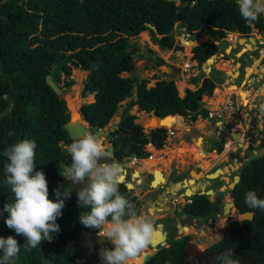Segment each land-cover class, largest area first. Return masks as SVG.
<instances>
[{
    "label": "trees",
    "instance_id": "trees-1",
    "mask_svg": "<svg viewBox=\"0 0 264 264\" xmlns=\"http://www.w3.org/2000/svg\"><path fill=\"white\" fill-rule=\"evenodd\" d=\"M0 11V113L12 106L0 117V209L12 199L10 188L4 184L7 159L3 152L18 139L27 137L36 141V170L46 174L49 198L56 199L55 191L60 187L71 188V181L65 180L59 167L61 163H70L65 145L73 138L64 127L70 112L66 99L47 83V74L59 84L63 81L68 88L75 82L71 77L74 66L88 69L92 60L100 58L82 90V96L94 93V100L81 104L80 111L90 127L97 130L108 125L121 101L129 98L118 126L110 133L112 156L119 162L141 158L145 165L166 143L168 130L165 126H155L146 131L136 121V113L131 112L133 106L159 116L174 114L165 119L207 117L208 108L203 105L202 97L213 94L217 79L211 73L204 75L201 84L186 87L185 94L180 95L176 79L171 76L158 78L154 85L148 86V78L138 74L123 75L136 69L130 37L148 29L154 43L161 48L178 50L182 45L174 34L175 25L197 34L207 25L208 32L218 33L221 38L228 31L248 34L253 27L264 32V15L252 24L247 23L239 14L235 0H180L179 3L173 0H6ZM148 23L156 25L157 30ZM229 39L233 40V35ZM201 40L195 39L194 43ZM222 51L220 43L207 40L192 47L191 58L203 64ZM157 58L164 61L160 56ZM219 100L218 97L212 105L216 106ZM143 117L141 115L139 120ZM9 131L14 135L9 136ZM213 148L221 151L224 140L215 141L207 149ZM263 176L261 157L242 166L236 186L241 210L250 209L244 199L249 190L264 199ZM120 191L133 200L138 210L139 200L134 189L121 181ZM251 210L253 218L243 224L233 221L219 245L223 249L236 248L249 256L246 259L233 252L240 264H264V211ZM82 211L77 204V194L72 190L56 221L60 231L53 233L51 241L44 240L32 250H25V238L7 227V212L0 215V235L14 236L21 244L20 253L14 258L16 264H45L48 261L43 253L56 264H72L76 256L71 242L74 232L97 230L80 222ZM190 211L192 215H202L207 214L208 208L196 201ZM181 247L175 242L147 264L168 263L165 256L169 251L175 257L171 258V264H178ZM214 260L204 264H214Z\"/></svg>",
    "mask_w": 264,
    "mask_h": 264
},
{
    "label": "flooded vegetation",
    "instance_id": "flooded-vegetation-1",
    "mask_svg": "<svg viewBox=\"0 0 264 264\" xmlns=\"http://www.w3.org/2000/svg\"><path fill=\"white\" fill-rule=\"evenodd\" d=\"M254 28L260 31L257 27ZM262 33L263 39L255 36L256 42H251L249 40L252 34H244L248 38V41H245L248 42V47L244 49L245 44H242L234 53L235 58L233 62L235 64L239 63L237 65L238 68H234L231 72L234 77H232L231 74H227L223 69L220 70L223 71L224 75L218 74L215 77L216 79L222 78V82H224L226 76H229L232 78L229 85L235 84L239 87V90L242 88L249 94L243 93L242 91L238 92L241 95V99L242 97L248 98L246 107H244L240 104V101L238 103V99L240 98H237V92L233 90L230 96L227 97V99L229 98L231 100L232 105L230 107L231 110H229L226 115L230 114L234 116V118L229 120L225 117L223 120V136H221V132L217 134L215 131L216 141H225V137H230L232 131L227 133L224 127L230 128L229 125H232V128L241 123V126L237 128V130L241 132V135L232 150L219 156L224 148L221 151L213 148L212 150L216 149L217 158L211 162L209 169L202 174L201 162H199L200 166L196 167L194 171L192 165L193 161L185 159L186 161H184V164H177L175 162L176 158H174L170 162L168 170L162 169L165 178L164 181H162L160 177L159 167L151 168L152 172L146 169L140 172L136 169L131 170L128 165L125 167V179H130L134 184L133 189L139 200V209L137 212L145 211V213H150L155 217L156 221V231L152 236L155 238L154 244L151 242L148 249L136 257L133 264H147L157 254H161L163 249L171 247L175 242H179L180 245H182L178 264H204L206 263L204 260L200 261L193 255V252L190 250L187 251L189 246H195V251L196 248L200 247L207 253H218L219 255L220 252L228 249H223V247L219 245L220 241L224 238L226 229L233 221L237 220L240 224H243L244 221L247 220L244 219L243 222H241V217L237 218L236 214H241L242 216V213L245 211H253L251 209L241 210L239 208L236 186L241 178L242 166L246 162L257 157H261L263 160L264 155V153L263 155L259 153L260 149H264V137L259 138L264 132V55L262 57L260 56V53L264 52V50L262 51L261 49L264 47V32ZM235 47L236 46H232L231 48L234 49ZM226 49L228 50V46L220 53L223 57L226 56L230 58V51H226ZM259 56L260 60L257 65L252 63L254 59ZM246 69L248 70L247 76L245 75ZM254 69H257V71H254ZM192 77H189V79ZM233 78H240L239 83ZM253 93H255V96H252ZM219 103L223 105L224 99L219 101ZM242 108L247 109L245 112L247 113V117L250 118L248 123H246L245 120L242 122L240 121L244 113L241 110ZM245 116L246 115L243 116V119ZM259 120L260 122L262 120L260 125ZM241 139H243V141H241ZM109 141L110 144L107 145V148L109 145H112L110 137ZM247 141H249L248 144ZM229 143L230 140L228 144ZM240 143L243 144L240 145ZM255 149L258 150L257 155L251 158V156L255 155ZM205 150V152L208 151V149ZM186 156H188V154H186ZM203 156H206V154ZM227 156L228 158L226 159ZM195 160L198 162L199 159H194V161ZM231 162L232 164L227 167V171L225 165ZM218 168H222V171H218L215 176L208 177V173ZM153 172H156L157 175L154 185L152 183L155 179ZM135 173H137V175H135ZM237 174L240 178L235 182V176ZM234 182L235 184L233 185ZM71 187H73V185H71ZM209 188L213 189L212 193L205 192ZM217 190H222L223 193L218 194ZM73 191L77 194L75 189H73ZM203 195H205V197ZM196 201L205 204L208 208L207 214L192 215L190 213V208ZM152 206L153 208H151ZM151 209H153V211H151ZM224 218H227L226 222H222ZM86 231H93L94 234L101 236L98 229L96 231L93 229L76 230L71 240L76 250L75 260L72 264H103L99 253L102 248L112 247L110 240L105 237L106 240L101 238V241L97 242L96 238L90 239L86 235ZM146 254L148 255L145 258ZM43 257L48 261L45 264H56L48 255L43 253ZM171 258L175 257H173L169 251L165 256V262L168 263L165 264H171ZM200 258H202L201 255ZM244 258L248 259L249 256L245 255ZM13 264H16L15 259L13 260Z\"/></svg>",
    "mask_w": 264,
    "mask_h": 264
},
{
    "label": "clouds",
    "instance_id": "clouds-1",
    "mask_svg": "<svg viewBox=\"0 0 264 264\" xmlns=\"http://www.w3.org/2000/svg\"><path fill=\"white\" fill-rule=\"evenodd\" d=\"M235 2L239 14L249 24L264 15V0ZM187 80L192 83L191 78ZM199 84L200 80L195 87ZM90 126L66 147L70 163H61L59 167L62 176L74 187L56 189V199L49 198L44 171L36 170V141L26 137L8 146L3 152L7 159L4 184L10 188L12 199L0 209V215L8 213L5 223L16 235L25 238V250L35 249L42 241H51L53 233L60 231L57 218L62 215L65 200L76 188L77 204L83 209L80 222L85 227L98 229L101 236L111 242L112 247L100 250L103 264H133L151 243L156 231L155 217L150 213H138L133 200L120 191L123 165L113 158L95 133L96 129ZM169 129L168 136L174 135ZM8 135L12 136L14 132L9 131ZM244 199L250 209L264 211V199L256 191H247ZM20 245L14 236H0V264H13L20 253ZM234 257L237 256L232 249L224 250L215 257L214 264H240V259Z\"/></svg>",
    "mask_w": 264,
    "mask_h": 264
},
{
    "label": "rangeland",
    "instance_id": "rangeland-1",
    "mask_svg": "<svg viewBox=\"0 0 264 264\" xmlns=\"http://www.w3.org/2000/svg\"><path fill=\"white\" fill-rule=\"evenodd\" d=\"M174 34L176 36V39L180 40V44L182 45L181 49L173 50V49L161 48L158 44L154 43V41L152 39V34L148 29L141 31L137 36L130 37V43H131L130 49L133 51V58L135 60L136 69L132 73L124 72L123 75L138 74L141 77L148 78V86L154 85L156 82V78L154 75H152L153 71L159 72L156 74V76L157 75H160V76L163 75L164 77L170 76L165 71L164 66H159V67L156 66V62H158L157 57L160 56L163 58V60L165 62L175 64L181 68L180 77H175V79L179 81V82H176V86H177V88H179L178 89L179 94L184 95V91L186 90L185 87H189L191 85L190 86V88H191L192 86L197 84L198 83V79H197L198 77H200L199 79H200V83H201L203 76L206 74L211 73V75L214 77H216V75H218V74L224 75L223 71H221L219 69H215V68L223 69V70L227 71L228 74H231V72L233 71L234 68H238V66H237L238 64H235L233 62V59L235 58V55H234L235 51H237L239 49L240 45L244 44L245 41H248V38L244 34L238 32V31H228V32H226V35L224 36V38H221L218 33H211V32L206 31L205 29L200 30L199 34L188 32L187 29L181 27L180 25H175ZM250 34H252L256 37H259V38L263 37V35H262L263 33L258 31L254 27L250 31ZM230 35L231 36L233 35V40L229 39ZM158 36H161V34H158ZM236 37H238V39ZM240 37H244V40L242 39L241 41H239ZM190 38H192L194 40L198 39V38H202L201 41H199V42L196 41L195 44L201 43V42H204L207 40H213V39L218 40L219 43L221 44L222 50L223 49L225 50V48H227V46L229 47L228 51H230L231 57L230 58L226 57V56L223 57L222 54L220 53V54L214 55L213 56L214 58L212 61L207 60L203 64H199L197 60L191 58L193 43L186 41V39L188 40ZM232 46L233 47L236 46V47L234 49H232L231 48ZM187 47H189V53H188ZM247 47H248L247 44H245L244 49ZM244 49H242V50H244ZM261 49L263 51L264 47ZM263 53L262 52L260 53L261 57L264 55ZM260 56L256 59H254V61L252 60L253 61L252 63L257 65V63L260 60ZM209 66L213 67L211 69L212 71L208 69ZM247 73H248V70L245 73L246 76H247ZM86 74H87V69H82L80 67L74 66L72 69V72H71V77H73L75 79L74 84H72L70 87L67 88L64 86L63 81L60 83V86H62V89L65 92V97H66L65 99L67 102L69 112H70V110L72 111V109H73V112H72L73 116H76L80 113L79 105L81 104V101L83 99L82 98L83 97L82 96V90L84 88L83 80L86 78ZM194 75H196V76H194ZM188 77H192L191 82L194 81V84L190 83V81L187 80ZM231 79L232 78L226 76L225 81L222 82L223 81L222 78H217V85L213 91V94L210 95L209 97H206L207 95L203 96V98H202V100L204 102L203 105H205V106L208 105V107L214 108L215 105H212V104H214V101L218 97L221 100H223V99H224V101L227 100V97L230 96V94L233 92V89H235V88L231 87V85H229V82H231ZM233 79L237 83H239V81H240V78H233ZM180 80H181V82H180ZM186 83H188V84L190 83V84L187 86ZM183 86H185L184 87L185 89L183 88ZM227 88L229 89L230 92L224 93L225 91H227ZM74 92L76 94H75L74 98L72 97L70 100V98H68L69 94L73 95ZM220 92H221V94H219ZM216 93H218V94H216ZM222 93H224V94H222ZM236 94L238 96L237 98H240L241 95L239 93H236ZM247 94H248V92H247ZM133 96L134 97L136 96V84L134 86V95ZM252 96H255V93H253ZM93 99H94V93H89L87 96H85L84 101L88 102V101H92ZM128 100H129V98H126L123 101H121V103L118 107V111L114 114V116L111 118L110 122L108 123V125L106 127H111L113 123H116L119 121L121 111L127 105ZM205 101H207V105H206ZM239 101H240V104L243 105L241 98L238 99V102ZM241 110H242V112H244L243 116L246 115L245 117H247V113L245 112V111H247V109L242 108ZM131 112L136 113V115L138 116L136 121L139 123H142V125L144 126V129L146 131H148L149 128H151L153 126L159 125L162 123H164L168 129L172 128L173 126L176 127L175 129H177V133H176L175 137L173 135L172 136L170 135V138H167V141L164 144V146L160 149V151L158 150L159 152L156 153V155L151 156V158L149 159V162L147 164L141 165L142 163L140 161H138V160L135 161V160L130 159L129 163H128V167L131 170L136 169L140 172L144 169L152 170L151 168H155V167H159V170H162V169L168 170L169 166H170V162L174 158H176L175 162L177 164H184V161H186V160L193 161L192 165L194 167V171H195L196 167L200 166L199 162H201V168H202L201 170L203 171V172H201V174H202L206 170L209 169V167L211 166V162H213L217 158V154L215 152L216 150H208L207 152L201 150V149L208 148L210 139L214 138L213 133L210 132V129L214 130L213 128H215V129L218 128V127L217 128L215 127L216 126L215 122L217 121L216 118H210L207 116V118L205 119L204 116L201 115V118H198V120H191L190 118L185 117L184 119L180 120V122H177V123H174L173 120L171 121L168 119L165 121H162V120L155 121V119L152 118L150 120H145V122H146V124H145L139 120V117L141 115L146 116V117H150L151 113L146 112L144 110H139L137 105L133 106V108L131 109ZM230 116L231 115L228 114L227 119H229ZM231 117H233V116H231ZM214 120H215V122H214ZM229 120H231V119H229ZM240 121L242 122V119H240ZM260 123H262V120H261V122L259 120V125H260ZM229 126L231 128L232 125H229ZM219 131H218V133H219ZM258 136H256V137H258ZM99 137L103 140L106 147L108 144H110V141H109L110 135L104 136L101 134ZM262 137H264V132L259 136V138H262ZM225 138L226 139L224 142H227V141L229 142V137L227 136ZM235 139H237V140H232V141H230L229 144L227 142L226 146L224 144V149L222 150V152L220 153L219 156L226 154L227 152L232 150V148H234V146H235V144L239 138H235ZM241 141H243V139H241ZM248 142L249 141H247V144H248ZM65 146H68V145H65ZM149 150L151 151L150 148H149ZM186 154H188V156H186ZM204 154H206V156H203ZM227 158H228V156L226 157V159ZM194 159H199V160L197 162L196 160L194 161ZM125 161H122L121 164H124ZM231 164H232V162L226 164L225 169L227 170V167ZM141 166H143V168H141ZM135 175H137V173H135ZM128 180L130 181V179H128ZM73 187H74V185H73ZM73 189L76 190V188H73ZM151 208H153V206ZM151 211H153V209H151ZM139 213H145V211H140ZM236 217L240 218L241 214H236ZM226 220H227V218H224L222 222H226Z\"/></svg>",
    "mask_w": 264,
    "mask_h": 264
},
{
    "label": "water",
    "instance_id": "water-1",
    "mask_svg": "<svg viewBox=\"0 0 264 264\" xmlns=\"http://www.w3.org/2000/svg\"><path fill=\"white\" fill-rule=\"evenodd\" d=\"M3 1H6V0H2V1L0 2V8H1V4H2ZM173 1H175L176 3H179V2H180V0H173ZM1 15H2V14H1V11H0V16H1ZM148 25H149L150 27H152L154 30H157L156 25H154V24H152V23H148ZM203 29H205L206 31H208V26L205 25V26L203 27ZM243 38H244V37H240V38H239V41H241ZM249 40H250L251 42H256L255 36H252V35H250ZM186 41H191V42L193 43V46L195 45V43H194V39H192V38H190V39H188V40H186ZM215 42L218 43L219 41L216 40ZM244 44H248V42H244ZM193 46H192V47H193ZM210 58H211V57H210ZM210 58H209L208 60H210ZM100 60H101V59L98 58V59H94V60L91 61L90 66H89L88 69H87L86 78L83 80V86H85L86 81H87L89 75H90V74L94 71V69L99 65ZM205 62H206V61H205ZM156 66H158V67H159V66H164V67H165V71H166L170 76H172V77H174V78H175V77H180V75H181V68H180L179 66L175 65V64L167 63V62H165V61H160V60H158V62H156ZM210 69H211V67H209V70H210ZM46 81H47V83H48V84L54 89V91H55L57 94L61 95L63 98H66V97H65V92H64V90L62 89V87L60 86V84H59L58 82H56V81L53 79V77H52L51 74H47V75H46ZM234 85H235V84H234ZM236 86H237V85H236ZM82 98H83V99H82V101H81V104L85 103V101H84L85 96H83ZM81 104H80V105H81ZM80 105H79V111H80ZM11 108H12V106H10L8 109L3 110V111L0 113V117L3 116V115H6V114L8 113V110L11 109ZM68 110H69V109H68ZM70 112H71V113H70V119L65 123L64 127H65L66 130L68 131L70 137L74 139V138H77V137L81 136V135L85 132V129L90 125V123L87 122V121L83 118V114H82L81 111H80V114H79V115H80L79 118H76V117L73 116V113H72V112H73V109H72V111L70 110ZM71 114H72V115H71ZM151 115H152V117L155 119V121H157L156 119H159V120L161 119V120H162V119H164L165 117L170 116V115H174V114H166V115H164V116H159V115H156L155 113H151ZM178 115H180V114H178ZM181 116H182V115H181ZM137 118H138V116H137ZM137 118H136V119H137ZM118 124H119V123L116 122V123H113L111 127H106V126H104V127H100L98 130L95 131V133H96L98 136H100L101 134L104 135V136H109L110 133H111V130L114 129L115 127H117ZM141 124H142V123H141ZM155 126H166V125H165L164 123H162V124L155 125ZM155 126H153V127H155ZM224 130H225V132H227V133H229V132L231 131L229 127H224ZM240 135H241V132H240L239 130H236V131L231 132V136H232V138H233L234 140H237V139H235V138H239ZM199 137H200V136H199ZM242 144H243V143H240V145H242ZM108 150H109L111 153L113 152V151H112V145H109V146H108ZM257 152H258V150L255 149V150H254L255 155L251 156V158L256 157ZM259 153L263 155V153H264V149H260V150H259ZM263 160H264V155H263ZM128 163H129L128 160H126V161L124 162V164H123L124 171L126 170L125 167L128 165ZM155 171H156V170H155ZM218 171H222V168H218V169H216L215 171L208 173L207 175H208V177L215 176V175H217ZM192 173H193V172H192ZM153 175L155 176V179H156V178H157V176H156V172H153ZM160 175H161L162 181H164L165 178H164V175H163V173H162V170H160ZM122 176H123V179H121V181H124V182L126 183V185H127L128 188H133V187H134V184H133L131 181L125 179V174H124V172H123ZM239 178H240V176L237 174V175L235 176V182L238 181ZM155 179H154V180H155ZM154 180H153V182H154ZM153 182H152V183H153ZM235 182L233 183V185L235 184ZM212 191H213V189H212V188H209V189L206 190L205 192H206V193H212ZM203 192H204V191H203ZM217 192H218V194H222V193H223L222 190H217ZM253 214H254L253 211H245V212H243V213H242V216H241V222H243L244 219L252 218V217H253ZM158 232H160V231H158ZM86 235H87L90 239H91V238H94V239L96 238V241H97V242L101 241L100 239L103 238L102 236H98V235L94 234L93 231H86ZM151 242L154 244V241H151ZM156 243H157V242H156ZM156 243H155V244H156ZM189 250H190L191 252H193V255H194L195 257H197L200 261H201V260H204L206 263H209V262L213 261L214 258L218 255V253H207V252H205L203 249H201L200 247L196 248V251H195V246H193V245L189 246V248L187 249V251H189ZM232 250H233V252H236V253L240 254V255L244 258L245 255H243L238 249L234 248V249H232ZM147 255H148V254L145 255V258L147 257ZM200 255H201L202 258H200Z\"/></svg>",
    "mask_w": 264,
    "mask_h": 264
},
{
    "label": "crops",
    "instance_id": "crops-1",
    "mask_svg": "<svg viewBox=\"0 0 264 264\" xmlns=\"http://www.w3.org/2000/svg\"><path fill=\"white\" fill-rule=\"evenodd\" d=\"M184 28V27H183ZM219 43V42H218ZM226 51H228L227 49H226ZM237 64H239V63H237ZM158 67V66H157ZM210 67V66H209ZM209 67H208V69H209ZM216 69H219L220 70V68H216ZM227 72V71H226ZM157 73H159V72H157V71H153V74L152 75H154L155 76V78L157 79V78H161V77H164L163 75H157L156 76V74ZM227 74H228V72H227ZM230 75V74H229ZM231 75H232V77H234V75H233V73H231ZM229 77V76H228ZM187 79V78H186ZM188 79H189V77H188ZM181 81V80H180ZM176 82H178V80H176ZM186 85H189V84H187L186 83ZM230 85H233V84H230ZM191 86V85H190ZM191 88H195V85L194 86H192ZM184 94H185V91H184ZM206 97H209L208 95L206 96ZM203 98V97H202ZM203 101V100H202ZM205 103H206V105H207V101H205ZM239 103V102H238ZM205 106V105H204ZM124 109V108H123ZM123 109H122V111H123ZM122 111H121V114H122ZM141 113V112H140ZM139 113V114H140ZM244 114V113H243ZM120 117H121V115H120ZM120 117H119V120H120ZM146 117V116H145ZM150 117H152V115H150ZM242 118V121H244L245 120V122L246 123H248L249 121H250V118L249 117H244V119H243V116H241ZM147 118H149V117H147ZM172 119H173V121H174V123H176V122H180V120H182V119H184V118H176V117H171ZM198 118H201V115H199L198 116ZM198 118L196 119V120H198ZM205 119L207 118V117H204ZM234 118V116L232 117V119ZM177 120V121H176ZM214 122H215V120H214ZM212 123V122H211ZM222 121H216L215 122V127L217 128V129H215V128H213L214 130H212V129H210V132L211 133H213V137L214 138H212V139H210V142H209V146L210 145H212L217 139L215 138L216 137V135H215V131H216V133L218 134V131L219 130H221L222 129ZM241 125V123L240 124H238V126L237 127H239ZM176 127H174V129H175ZM220 132V131H219ZM176 133H177V129H175V133H174V137H175V135H176ZM172 136V135H171ZM199 136V135H198ZM167 138H170V135H169V137H167ZM167 141V140H166ZM259 141V140H258ZM208 146V147H209ZM156 149H158V148H156ZM159 149H161V148H159ZM207 149V148H206ZM201 150H203V151H206L205 149H201ZM214 150H216V149H214ZM145 158H147V157H145ZM141 158H132V160H135V161H140L141 162V160H140ZM148 171H151V170H148ZM152 172V171H151Z\"/></svg>",
    "mask_w": 264,
    "mask_h": 264
},
{
    "label": "built area",
    "instance_id": "built-area-1",
    "mask_svg": "<svg viewBox=\"0 0 264 264\" xmlns=\"http://www.w3.org/2000/svg\"><path fill=\"white\" fill-rule=\"evenodd\" d=\"M219 105H221V104L218 102L217 105H216L214 108H210V107L207 106V108H208V117H210V118H216V120H218V121H222V122H223V120L225 119V117L227 118V115H228V114L226 115V113H227L229 110H231L230 107H231V105H232V102H231V100L228 98L227 100L224 101V104H223V105H221V106H219ZM237 128H238V127L235 125V126L232 127L231 129H232L233 131H236ZM86 131H90V130L87 129ZM169 132H170V134H174V133H175L174 128L169 129ZM223 134H224V132H223V130H222V131H221V136H223ZM229 140H230V141L233 140L232 136L229 137ZM226 143H227V142L224 143L225 146H226Z\"/></svg>",
    "mask_w": 264,
    "mask_h": 264
},
{
    "label": "bare ground",
    "instance_id": "bare-ground-1",
    "mask_svg": "<svg viewBox=\"0 0 264 264\" xmlns=\"http://www.w3.org/2000/svg\"><path fill=\"white\" fill-rule=\"evenodd\" d=\"M243 40H244V38H243ZM213 56L210 58V60H208V61H212L213 60ZM254 71H257L256 69H254ZM179 82V81H178ZM231 87H233V88H235V89H233V90H235V91H237V93L239 92V91H242L243 93H246L247 94V91L246 90H244V89H242V88H240V90H239V87H237L236 85H231ZM220 90V89H219ZM226 92H230L229 91V89L227 88V91H225L224 93H226ZM224 93H222V94H224ZM75 92H74V94L72 95V94H69V97L68 98H70V100H71V98L73 97L74 98V96H75ZM216 94H218V93H216ZM219 94H221V92L219 93ZM240 98H241V96H240ZM73 100V99H72ZM94 100V99H93ZM221 100V99H220ZM219 100V101H220ZM242 104H243V106L244 107H246V103L248 102V98L247 97H242ZM76 101V100H75ZM218 101V102H219ZM80 114V113H79ZM76 115V116H74V117H76V118H79L80 117V115ZM153 118V117H152ZM152 118H147V117H143V118H141L140 119V121L141 122H143V120H150V119H152ZM167 118V117H166ZM229 119H232V117L230 116L229 117ZM156 120H159V119H156ZM165 120H167V119H165ZM164 119H162V121H165ZM168 120H173V119H168ZM177 121V120H176ZM146 123V122H145ZM177 123V122H176ZM226 145H227V143H226ZM142 165V164H141ZM159 174H160V171H159ZM157 176V175H156ZM160 177H161V175H160ZM121 179H123V176L121 177ZM162 179V178H161ZM156 180V179H155ZM155 180H154V182H155ZM154 182H153V185H154ZM193 182V181H192ZM104 239H105V237H103ZM102 238V239H103ZM106 240V239H105ZM155 240V238L154 237H152V240L151 241H154Z\"/></svg>",
    "mask_w": 264,
    "mask_h": 264
}]
</instances>
